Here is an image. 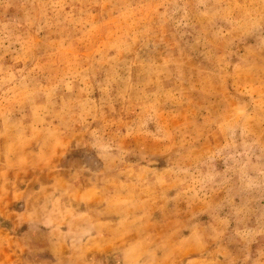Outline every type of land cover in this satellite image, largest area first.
I'll list each match as a JSON object with an SVG mask.
<instances>
[{
	"label": "rangeland",
	"instance_id": "1",
	"mask_svg": "<svg viewBox=\"0 0 264 264\" xmlns=\"http://www.w3.org/2000/svg\"><path fill=\"white\" fill-rule=\"evenodd\" d=\"M0 264H264V0H0Z\"/></svg>",
	"mask_w": 264,
	"mask_h": 264
}]
</instances>
